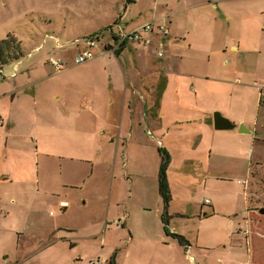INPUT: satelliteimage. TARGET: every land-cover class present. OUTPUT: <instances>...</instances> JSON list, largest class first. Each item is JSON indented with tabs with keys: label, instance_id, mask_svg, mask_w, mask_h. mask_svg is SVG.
<instances>
[{
	"label": "crops",
	"instance_id": "1",
	"mask_svg": "<svg viewBox=\"0 0 264 264\" xmlns=\"http://www.w3.org/2000/svg\"><path fill=\"white\" fill-rule=\"evenodd\" d=\"M136 3L137 0H126L125 14H119L118 19L108 22L102 27V30L96 31L90 37L99 39L98 46L94 49L95 54L96 51L99 53L97 52L95 59L83 64L84 68L67 69L69 71L65 69L58 72L50 58V65L55 75L70 73L66 78V84L69 89L75 90L73 98L76 100H72L71 96L64 99L63 96H66V93L61 95L56 93L59 103L69 116L59 115L56 117L57 126L53 129L54 133L45 139V142L52 143L51 147L45 146L42 148V153L46 157L73 162L78 157L74 151L79 146L83 154H80L79 157L82 160H89L93 148L98 149L93 146L97 137H93L90 132L89 134L85 132L86 129L80 132L76 130H79L77 125L81 122L84 125L88 122L90 127L92 122H96L97 125L102 123L103 128L110 129V131L106 129L105 133L108 131L110 133L103 136L105 140L102 148L99 147V152H106L109 165L113 161L117 147V157L122 170L117 176L123 183L130 180L132 176L131 170L123 169L125 168V155L129 151H136L145 158H148L147 154L151 148L155 149V153L158 151L161 155L167 154L170 157L171 166L170 171L169 169L167 171V182L172 198L167 209V227L164 225L165 208L160 195L161 163L158 164V170L155 167L152 172V168L139 161L136 171L139 174L138 183H135L134 179L132 184H118L116 187L114 184L112 187L96 185L92 196L95 195L103 203L107 200L109 202L111 198L112 214L106 216V220L109 223L119 219L123 224L122 229L128 230L131 242L138 238L145 239L147 243H151L149 238L154 240V228L158 227L159 222L151 221L149 213L152 210H157V218L161 219V230H157L158 236H160L156 242L157 246L163 247L169 242V247L180 246L184 249L176 239L166 234L167 229L170 234L185 237L178 228H169L173 220H183L187 216L184 213L185 203L178 202L179 198L173 184H182L184 187V184H198L201 179L205 181L207 178V181L202 183L205 184L204 189H207L208 181L211 179L208 177L212 176L216 182L223 179V175H214V167H216V172H219L217 168H230L232 171L238 166L244 167L249 156L253 157L256 154L255 145L260 125L250 119L253 104L251 103L250 106L245 105L244 102L236 104L234 97L237 92L251 91L252 89L256 92L258 113L260 107L264 105V84L260 83L262 81L257 79L256 71H253L249 65L245 72L233 65V70H229V72L224 70L225 72H221V77H213L215 75L212 74L211 67L217 59L209 54L214 52L215 45L218 48L222 41H226L230 37L231 51L234 53L232 58L237 57L238 53H243L247 58L250 52L263 58L264 21L252 23L250 18L257 12L264 15V4L259 6L255 0H155L152 2V6L156 4L157 9L152 15V20L129 24V17L126 14L129 7ZM153 20L157 24H167L169 28V35L164 38L166 44L164 59L158 58L154 51L146 49L141 42L128 43L113 52L117 46V38L122 33L137 29ZM111 22H115V25L112 26ZM51 34L53 35L45 37L44 45L36 47L32 53L42 52L49 43L53 45L49 48L50 50L63 49L60 37L58 39L54 33ZM156 36L157 39L163 38L159 32ZM90 38L76 39V42L85 48L86 41ZM107 47H111L112 51H106ZM156 47L154 46L153 50H156ZM81 51L79 50L77 55ZM31 57L33 58L32 55ZM114 58L117 59L118 68H116ZM41 60L38 59L39 65L47 67L46 59ZM19 65L16 71H19ZM260 67L262 68V65ZM29 69L28 73L33 71V67ZM12 77L17 80L20 76L15 72ZM245 77L252 79L251 81L242 79ZM29 85L24 86V89ZM22 89L23 87L13 89L10 93L11 96L15 97L17 91ZM77 100L89 104L88 117L84 118L86 121L82 119L81 122L78 121L79 123L74 119L77 115L80 119L82 116L81 111L76 114L77 108L74 101ZM218 113L226 123L235 127L231 130H216L215 116ZM146 130L149 135H155L159 140L156 142L155 139H148ZM38 144L40 145L41 142L38 141ZM121 157L124 159L121 160ZM177 160L181 168L176 167ZM216 160L218 162L215 163ZM69 164L68 166L62 163L58 164L61 178L59 181L54 179L53 183L55 184H48L46 180H44V184H41V180L39 184H36L38 188L36 202H40L42 207L54 205V212L50 213L51 222L46 223L45 219L39 218L38 227L35 229L24 227L26 230L21 228L12 231L10 239L15 243L16 251L13 253L15 259L9 262L10 258H13L10 256L6 260L7 262L11 264H43V258L37 261V257L50 253L56 258L55 254L61 249L59 246L61 241H65L66 246H69L70 249L77 246L67 238L79 230V227L72 225L67 220L74 206L77 205L73 189L79 185L73 184L70 180L73 174L72 166ZM175 170L180 173L177 177H181V179L175 178ZM141 179L144 181L152 179L153 184H142ZM239 185L245 186L247 190L250 180L239 181ZM81 189L84 191L83 187ZM147 189L153 191L152 194L156 199L154 209H151L147 196H143L142 206L135 204L131 207L130 202L133 199L141 201L138 194L146 193ZM202 195V198L206 197L207 192L203 191ZM18 200L31 202L30 199L18 198ZM208 201L211 199L207 198L202 201L203 204L201 203V207L199 205V209H197L198 213L202 214L207 206H211L210 210L212 211L206 212L205 216L215 214L216 208L213 206L215 203L213 201L207 203ZM257 203V206L248 207L250 214L247 217L245 234L249 243L251 236H256L259 239L264 238V214L262 213L264 206L261 207V199H257ZM27 219L28 225L30 218ZM107 231L110 229H103L105 234ZM241 233H243L242 230ZM34 239L38 240L39 245L30 249ZM185 239L188 241L186 237ZM106 243L107 241L104 240V245ZM174 243L177 246H174ZM120 251L119 245H115V248L111 249L114 255L108 264H172L163 259L139 263L121 262ZM47 263H49L48 260L45 264Z\"/></svg>",
	"mask_w": 264,
	"mask_h": 264
},
{
	"label": "rangeland",
	"instance_id": "2",
	"mask_svg": "<svg viewBox=\"0 0 264 264\" xmlns=\"http://www.w3.org/2000/svg\"><path fill=\"white\" fill-rule=\"evenodd\" d=\"M255 1L259 6L264 4V0ZM152 2L155 0H137L136 4L131 5V3L126 14L129 17L128 23L151 19L157 9V5L152 6ZM125 6L126 0H0V39L13 35L22 44L25 55L19 62L9 63L0 71V117L2 118L0 123V264H11L9 262L15 259V255L13 256L16 251L15 243L10 239L12 231L21 228L26 230L24 227L35 229L40 219H45L46 223L51 222L50 213L54 212V205L42 207L40 202H36L38 197L36 184H39L40 180L41 184H44V180L48 184H55L54 179L59 181L61 172L57 166L60 163L67 166L70 163L73 174L70 180L73 184H79L73 189L77 205L74 206L67 219L69 223L79 227L77 232L67 237L77 246L70 249L65 241H61L59 245L61 249L55 254L56 258L50 253L37 257V261L43 258V264L47 260L49 261L47 264H89L98 259L108 264L114 255L111 249L115 248V245L120 246L119 259L121 262L139 263L163 259L172 264H264V238L251 236L249 243L245 234L247 217L250 214L248 207L257 206V199H261V207L264 206V105L257 113L256 92L252 89L237 92L234 103L244 102L247 106L253 104L250 119L260 125L255 145L256 154L253 157L249 156L244 167L238 166L232 171L230 168H217L219 172H216V167H214V175H223V179L216 182L212 176L208 177L211 179L208 181L207 189H204L205 184H202L207 181V178L205 181L201 179L198 184H184V187L182 184H173L179 198L178 202L185 203L184 213L187 216L183 220H173L169 228H178L188 239L190 245L184 249L180 246L169 247V242L163 247L157 246L156 242L160 239L157 230H161V219L157 218V210L149 213L151 221L160 223L154 228V240L149 238L151 243L145 242L142 238L131 242L128 230L122 229V222L121 225L117 224L116 221L119 219L107 222L106 216L112 214L110 209L112 200L110 198L108 202L104 198L107 203H103L95 195L92 196L94 187L96 185L112 187L114 184L116 187L118 184H132L134 179L135 183H138L139 174L136 171L139 161L144 162L154 172L155 167L158 170L162 157L158 151L155 153L154 148L148 152V158L141 157L136 151H129L125 155V168L123 169L131 170L132 176L130 180L123 183L117 176L122 172L117 157V147L113 161L109 165L106 152H99V147L102 148L104 144L103 136L110 133V129L103 128L102 123L97 125L96 122H92L90 127L88 122L85 125L81 122L82 119L88 117V102L74 101L77 108L76 114H79V111L82 113L81 119L78 115L74 119L75 122H81L77 125L79 130L76 131L86 129L85 132L88 134L90 132L93 137H97L93 146L98 149L93 148L89 160H82L79 157L80 154L83 155L79 146L74 151L78 157L73 162L43 156L42 148L51 147L52 143L45 142V139L53 135V129L57 126L56 117L69 116L59 103L56 93L59 95L66 93V96H63L64 99L71 96L72 100H76L73 98L75 90L69 89L66 84V78L70 73L55 75L50 65V58L63 64L66 71L84 68L85 65L74 63L79 55H77L78 51L84 48L83 45L79 46L76 39L90 38L96 31L102 30L105 24L118 19L119 14H125ZM262 20L264 21V15H261V12H257L250 18L252 23H260ZM111 23L112 26L115 25V22ZM51 33H54L58 39L60 37L63 49L50 50L52 44L49 43L42 52L32 53L36 47L44 45L45 37L53 35ZM231 44L230 37H228L218 48L215 45L214 52L209 54L217 59L211 67L212 74L215 75L213 77H221V72H229L235 65L243 72L250 66L253 71H256L257 79L262 81L260 83L264 84V55L260 58L250 52L246 58L243 53H238L237 57L232 58L234 53L231 51ZM121 47L117 45L113 52ZM86 49L85 47L81 53ZM106 51H112L111 47H107ZM97 52L99 53L96 51V54ZM31 55L33 58H30ZM38 59L39 61L46 59L47 67L39 65ZM114 60L116 64L117 59L114 58ZM18 65L20 69L16 71ZM31 67L33 71L28 73ZM116 68H118L117 64ZM15 72L20 76L17 80L12 77ZM242 79L251 81L252 78ZM27 84L30 85L24 89ZM18 87H23V89L17 91L16 96L12 97L10 93ZM126 118L127 114L125 120ZM106 129L109 130L107 133H105ZM145 133L148 134V131L146 130ZM147 138L155 139L156 142L159 140L155 135L148 134ZM38 141L41 142L40 145ZM122 159L124 158L121 157ZM178 163L179 161L176 167L181 168ZM170 168L171 166L168 168L169 171ZM179 174L178 171L174 174L178 180L181 179L177 177ZM247 179L250 180V186L246 190L245 186L239 185V181ZM141 180L142 184H153L152 179ZM203 191L207 192L204 198H202ZM146 193L138 194L142 202L133 199L130 202L131 207L135 204L142 206L143 196H147L151 209H154L156 199L152 194L153 191L147 189ZM83 196L84 198H81ZM18 198L30 199L31 202L19 201ZM207 198L215 203L213 206L216 210L212 216H205L206 212L212 211L211 206H207L202 214L197 211L202 201ZM125 206L127 207V204ZM55 211H57L56 208ZM27 218H30L28 225ZM103 229H110V231L105 234ZM104 240L107 241L105 245ZM37 241L34 239L30 249L39 245ZM174 246L177 245L174 243ZM55 249L53 251H56ZM10 256L13 258L7 262Z\"/></svg>",
	"mask_w": 264,
	"mask_h": 264
},
{
	"label": "built area",
	"instance_id": "3",
	"mask_svg": "<svg viewBox=\"0 0 264 264\" xmlns=\"http://www.w3.org/2000/svg\"><path fill=\"white\" fill-rule=\"evenodd\" d=\"M157 32L161 33L163 35V38L157 39ZM169 35V28L167 24H157L155 20L148 22L142 26H140L137 29H134L132 31L122 33L117 38V45L118 46H124L128 43L133 42H141L143 43L144 47L148 49L149 51H154L156 56L160 59H164L165 57V41L164 38H166ZM98 38H90L86 41V50H84L82 53H80L75 58V64L76 65H82L85 64L93 59L96 58V54L94 52V48L98 46ZM156 47V50H153V47ZM51 63L54 66V68L61 72L64 70L63 64H61L59 61H56L55 59H51ZM2 122V118L0 117V123ZM207 203H210L209 201ZM118 225H121V221H116ZM89 264H104V262L100 259L90 262Z\"/></svg>",
	"mask_w": 264,
	"mask_h": 264
},
{
	"label": "trees",
	"instance_id": "4",
	"mask_svg": "<svg viewBox=\"0 0 264 264\" xmlns=\"http://www.w3.org/2000/svg\"><path fill=\"white\" fill-rule=\"evenodd\" d=\"M24 51L22 48V44L13 36L8 35L5 39H0V71L2 68L9 64L19 62L21 59L24 58ZM161 170H160V195L164 202V224L168 225L167 222V209L169 207L171 201V194L169 185L167 182V170L170 166V157L167 154L161 155ZM167 227V226H166ZM166 229V228H165ZM166 234L171 236L172 238L176 239L178 243L183 247H188L190 243L185 239V237L177 235V234H170L166 229Z\"/></svg>",
	"mask_w": 264,
	"mask_h": 264
},
{
	"label": "water",
	"instance_id": "5",
	"mask_svg": "<svg viewBox=\"0 0 264 264\" xmlns=\"http://www.w3.org/2000/svg\"><path fill=\"white\" fill-rule=\"evenodd\" d=\"M234 127L235 126L230 125L229 123H226L225 119H223L219 113L216 114L215 116V129L216 130H231ZM262 213L264 214V211H262Z\"/></svg>",
	"mask_w": 264,
	"mask_h": 264
}]
</instances>
